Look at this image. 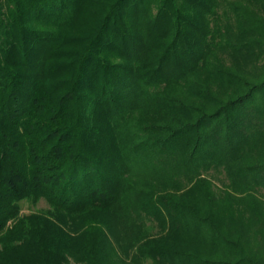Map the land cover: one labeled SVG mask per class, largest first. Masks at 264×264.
Returning a JSON list of instances; mask_svg holds the SVG:
<instances>
[{"label":"trees","instance_id":"trees-1","mask_svg":"<svg viewBox=\"0 0 264 264\" xmlns=\"http://www.w3.org/2000/svg\"><path fill=\"white\" fill-rule=\"evenodd\" d=\"M68 256L264 264V0H0V264Z\"/></svg>","mask_w":264,"mask_h":264},{"label":"rangeland","instance_id":"rangeland-1","mask_svg":"<svg viewBox=\"0 0 264 264\" xmlns=\"http://www.w3.org/2000/svg\"><path fill=\"white\" fill-rule=\"evenodd\" d=\"M23 210L24 212H41L45 211L47 209V204L45 201H40L37 205H31L28 202L23 203ZM50 220L52 221V229L56 231H61L63 230L64 232H70L72 235L76 236L72 240L70 239V242L76 246V248L82 247L85 238H86V233L85 229L88 226V220L84 217H54V216H48ZM106 219V218H105ZM112 219V218H111ZM108 232L107 236L109 241L112 243V241H115L116 237H119L122 235V230L118 227H113V228H107ZM109 243V242H108ZM70 259L71 256H68ZM73 264H84L83 262L73 260L71 261Z\"/></svg>","mask_w":264,"mask_h":264}]
</instances>
